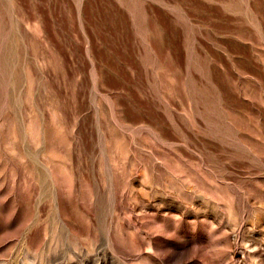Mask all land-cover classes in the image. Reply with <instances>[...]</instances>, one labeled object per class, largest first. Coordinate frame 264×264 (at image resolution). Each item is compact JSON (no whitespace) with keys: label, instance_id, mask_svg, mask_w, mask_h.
Returning a JSON list of instances; mask_svg holds the SVG:
<instances>
[{"label":"rangeland","instance_id":"374dc122","mask_svg":"<svg viewBox=\"0 0 264 264\" xmlns=\"http://www.w3.org/2000/svg\"><path fill=\"white\" fill-rule=\"evenodd\" d=\"M0 264H264V0H0Z\"/></svg>","mask_w":264,"mask_h":264}]
</instances>
